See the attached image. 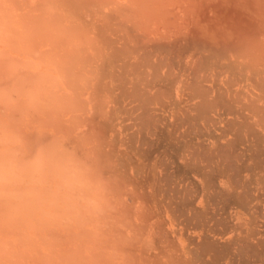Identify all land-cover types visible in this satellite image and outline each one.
<instances>
[{
    "label": "bare ground",
    "instance_id": "1",
    "mask_svg": "<svg viewBox=\"0 0 264 264\" xmlns=\"http://www.w3.org/2000/svg\"><path fill=\"white\" fill-rule=\"evenodd\" d=\"M0 264H264V0H0Z\"/></svg>",
    "mask_w": 264,
    "mask_h": 264
}]
</instances>
